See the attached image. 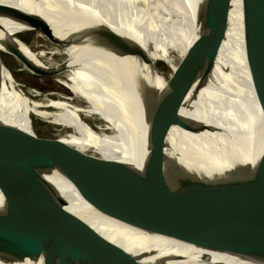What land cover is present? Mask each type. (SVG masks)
I'll return each mask as SVG.
<instances>
[{
    "label": "bare ground",
    "instance_id": "bare-ground-1",
    "mask_svg": "<svg viewBox=\"0 0 264 264\" xmlns=\"http://www.w3.org/2000/svg\"><path fill=\"white\" fill-rule=\"evenodd\" d=\"M0 3L17 7L0 14V40L7 35L19 47L16 54L9 53L1 42L0 51L18 60L30 59L23 64L25 70L50 77L69 90L68 95L57 94L51 101L30 100L27 94L32 92L0 70V117L35 136L32 114L44 115L49 124L58 126L57 141L43 145L62 149L51 163L43 160V166L68 209L137 258L152 260L145 264H264V239L234 204L202 179L172 185V193H200L201 198L177 208L176 225L168 235L136 230L105 214L106 207L124 193L109 195V186L117 179L114 174L104 183L108 189L99 192L104 197L89 200L84 193L115 163L143 169L152 145L142 135L147 127L139 114L144 111L146 117H156V101L166 106L161 120L170 126L166 150L190 148L210 155L219 150L226 130L249 143L251 155L255 154L264 122L245 57L241 0H231L227 28L217 50L207 41L211 25L207 15L212 14L214 0ZM197 5L207 22L197 19ZM112 34L132 45L115 39L113 44ZM196 55L212 62L209 73L200 72L198 80L194 77ZM157 59L166 62L167 73L153 68L151 61ZM38 107L47 109L39 111ZM190 121L201 123V129L192 134L185 123ZM0 244L15 248L10 251L12 258L0 251V264L49 260L60 264L34 226L12 216L0 219Z\"/></svg>",
    "mask_w": 264,
    "mask_h": 264
},
{
    "label": "water",
    "instance_id": "water-1",
    "mask_svg": "<svg viewBox=\"0 0 264 264\" xmlns=\"http://www.w3.org/2000/svg\"><path fill=\"white\" fill-rule=\"evenodd\" d=\"M230 3L231 0H214L212 14L207 15L211 21L207 41L215 50L227 28ZM200 7L197 5L195 10L197 19L202 22L206 15ZM15 9L17 7L8 3H0V14ZM241 12L248 72L264 122V0H241ZM2 38L3 47L16 54L19 47L13 39L7 35ZM109 39L132 45V41L115 34ZM144 57L148 60L145 53ZM196 57L198 66L194 68V77L198 80L200 72L209 73L212 62L205 56ZM20 59L25 65L30 62V59ZM165 107L156 101L153 119L146 117L144 111L139 114L147 127L142 129V135L152 145L144 158V170L115 163L112 172L88 186L87 193L84 191L87 199L104 197L99 192L108 189L104 183L114 174L117 179L109 186V195L119 190L124 193L106 207L105 214L136 230L168 235L176 225L177 208L189 206L201 198L200 193L186 196L172 193V185L183 180L202 179L234 204L248 225L264 239V128L253 155L249 143L226 130L219 150L210 155L190 148L182 151L170 146L166 150L170 126L161 122L165 119ZM174 107L178 109L177 105ZM185 123L187 129H201V123L194 127ZM205 127L209 128L206 124ZM43 144L32 132L0 117V205L3 207L0 219L12 216L34 226L60 259V264H142L133 253L100 234L78 213L67 208L63 195L47 180L43 166V160L51 163L62 147H57L54 154L52 150L57 148L48 149ZM185 194L187 191L181 195ZM178 196L182 199L172 205ZM10 247L0 244V251L12 258L10 251L15 248L10 250ZM45 264L53 263L49 260Z\"/></svg>",
    "mask_w": 264,
    "mask_h": 264
},
{
    "label": "rangeland",
    "instance_id": "rangeland-1",
    "mask_svg": "<svg viewBox=\"0 0 264 264\" xmlns=\"http://www.w3.org/2000/svg\"><path fill=\"white\" fill-rule=\"evenodd\" d=\"M7 51V50H6ZM146 56L148 57V53L145 52ZM149 58V57H148ZM150 60V58H149ZM0 62H1V69H4L10 78L15 80L18 84L22 85V88L31 91V94H27L30 100L40 101L48 99L49 101L54 100L57 97V94H61L62 96H66L69 94V90L65 87L59 85V83L55 82L52 78L46 76H38L34 75L31 72L25 70L23 68L24 61L23 59H15L12 58L11 55L5 54V52L0 51ZM150 62V61H149ZM152 66L155 69H159L164 74L169 71L167 64L165 61L161 59H157L156 61L152 62ZM211 70V69H210ZM61 86V87H59ZM42 93V94H40ZM39 111H45L47 108L38 107ZM31 118L34 121V125L36 128V135L44 144H52L57 141V133H58V126L49 124L47 119L44 115H36L32 114ZM196 122H191V126H195ZM197 130H192V134L195 133ZM54 154L57 153V149L52 150ZM142 264L148 263L152 261L151 259H139Z\"/></svg>",
    "mask_w": 264,
    "mask_h": 264
}]
</instances>
